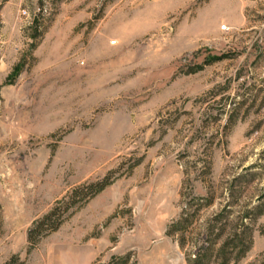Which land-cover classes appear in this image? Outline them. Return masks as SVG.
I'll list each match as a JSON object with an SVG mask.
<instances>
[{
    "label": "rangeland",
    "instance_id": "rangeland-1",
    "mask_svg": "<svg viewBox=\"0 0 264 264\" xmlns=\"http://www.w3.org/2000/svg\"><path fill=\"white\" fill-rule=\"evenodd\" d=\"M205 248L264 264V0H0V264Z\"/></svg>",
    "mask_w": 264,
    "mask_h": 264
},
{
    "label": "trees",
    "instance_id": "trees-1",
    "mask_svg": "<svg viewBox=\"0 0 264 264\" xmlns=\"http://www.w3.org/2000/svg\"><path fill=\"white\" fill-rule=\"evenodd\" d=\"M103 187H101V189H99V191L102 190ZM44 220H46V218ZM32 234H33V231L30 232V238H31ZM228 246H229V244H227V241H226L225 245L222 246V249L226 250ZM248 250H249V245H247V247H245L242 250L241 255H244ZM210 251H211L210 248H205V249H202L201 251H199V253H195L194 258L188 257V264H208L207 260H208ZM113 264H130L129 256H125V257H121V258H115L113 261ZM131 264H137V263L133 262ZM222 264H228V261H225Z\"/></svg>",
    "mask_w": 264,
    "mask_h": 264
}]
</instances>
